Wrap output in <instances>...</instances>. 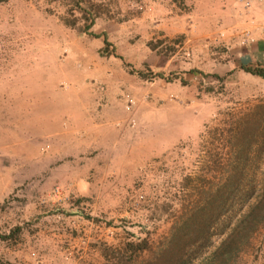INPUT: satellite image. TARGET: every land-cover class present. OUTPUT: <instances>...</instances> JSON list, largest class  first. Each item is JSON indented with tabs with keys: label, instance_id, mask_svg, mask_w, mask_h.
Listing matches in <instances>:
<instances>
[{
	"label": "rangeland",
	"instance_id": "1",
	"mask_svg": "<svg viewBox=\"0 0 264 264\" xmlns=\"http://www.w3.org/2000/svg\"><path fill=\"white\" fill-rule=\"evenodd\" d=\"M78 1L0 0V264H264V5Z\"/></svg>",
	"mask_w": 264,
	"mask_h": 264
},
{
	"label": "trees",
	"instance_id": "2",
	"mask_svg": "<svg viewBox=\"0 0 264 264\" xmlns=\"http://www.w3.org/2000/svg\"><path fill=\"white\" fill-rule=\"evenodd\" d=\"M75 5H78V0H73ZM92 18H90V22ZM87 26H85L86 28ZM98 36V34L96 35ZM103 36V42H106L105 35ZM241 69L244 72L250 73L252 75H256L264 79V67H258V66H242ZM141 77H145L141 72H137ZM157 75V74H155ZM248 198V196L246 197ZM224 204V201L223 203ZM254 207V206H253ZM252 207V208H253ZM251 208V209H252ZM202 209L204 211V208H198ZM251 209L244 213L240 219L239 223L249 216ZM182 224H177L171 232L168 235V238L166 239L165 243L160 246L151 257L145 259L144 261H139L137 264H189L192 259L196 258L202 251L203 248H206L208 246L207 242H198L194 241L192 243H189L187 240H185V236L187 235V230L189 229L188 226L190 224H185V221ZM192 225V224H191ZM196 227V232H198L199 227L198 224H194ZM193 226V225H192ZM187 229V230H186ZM204 230H208L205 228ZM235 235V227L229 230V232L225 235V237L220 241L219 245L211 252V255H214L218 253L220 250L223 251V249L226 246H230L233 237ZM147 247V241L146 239L142 238L137 241H129L127 242L123 247L122 250L117 251L120 253V257L124 258L125 261L120 264H133V259H131L130 255L128 254L126 256V253L134 252L137 250V252H141Z\"/></svg>",
	"mask_w": 264,
	"mask_h": 264
},
{
	"label": "built area",
	"instance_id": "3",
	"mask_svg": "<svg viewBox=\"0 0 264 264\" xmlns=\"http://www.w3.org/2000/svg\"><path fill=\"white\" fill-rule=\"evenodd\" d=\"M264 5V0H259ZM261 33L264 35V19H263V25L261 26Z\"/></svg>",
	"mask_w": 264,
	"mask_h": 264
}]
</instances>
